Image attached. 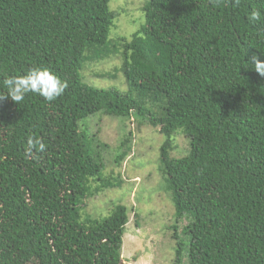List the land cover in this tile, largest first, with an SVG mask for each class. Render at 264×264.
I'll list each match as a JSON object with an SVG mask.
<instances>
[{"label": "trees", "instance_id": "trees-1", "mask_svg": "<svg viewBox=\"0 0 264 264\" xmlns=\"http://www.w3.org/2000/svg\"><path fill=\"white\" fill-rule=\"evenodd\" d=\"M108 3L0 0V94L37 66L68 83L51 102L0 100V264H122L126 206L83 215L88 198L121 184L103 173L105 145L79 126L98 112L141 116L163 135L159 161L188 239L173 264H264V76L249 63L264 60V19L248 20L264 0H147L143 23L118 41L126 92L81 77L86 62L119 52ZM179 130L189 147L172 157Z\"/></svg>", "mask_w": 264, "mask_h": 264}, {"label": "rangeland", "instance_id": "rangeland-1", "mask_svg": "<svg viewBox=\"0 0 264 264\" xmlns=\"http://www.w3.org/2000/svg\"><path fill=\"white\" fill-rule=\"evenodd\" d=\"M146 1L109 0V9L115 13L109 40L118 46L119 52L86 62L81 70L84 82L101 89L128 90L121 70L122 47L118 41L121 38L129 40L143 23L142 7ZM141 118H119L98 112L79 122L81 129L95 135L97 141L105 145L100 149L105 176L121 179L120 186L104 189L88 198L83 215L107 217L115 205L126 206L128 221L123 232L122 264H173L177 243L188 242V239H182L181 232L186 223L183 218L175 219L171 192L166 189L159 161L163 135L158 127H152ZM67 134L66 140L73 141L76 135L73 128ZM122 142L130 149L122 160L117 161V156L126 149ZM172 145V157L185 155L188 138L179 130ZM172 225L178 231L176 239ZM183 257L186 261L185 253Z\"/></svg>", "mask_w": 264, "mask_h": 264}, {"label": "clouds", "instance_id": "clouds-1", "mask_svg": "<svg viewBox=\"0 0 264 264\" xmlns=\"http://www.w3.org/2000/svg\"><path fill=\"white\" fill-rule=\"evenodd\" d=\"M233 7H239L241 0H230ZM264 19V12L259 8H253L248 16L250 23L255 24ZM252 68L264 76V60L256 56L251 57L249 62ZM7 88L6 94H0V100L10 98L20 105L28 93H35L46 101H54L62 96L68 87L67 81L62 80L54 71L47 67H32L20 75H12L3 81ZM30 148L36 149L39 153L46 151L47 146L39 138L29 137Z\"/></svg>", "mask_w": 264, "mask_h": 264}]
</instances>
